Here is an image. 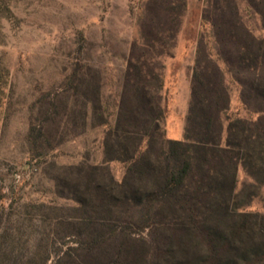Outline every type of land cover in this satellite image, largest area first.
I'll use <instances>...</instances> for the list:
<instances>
[{"label":"rangeland","instance_id":"374dc122","mask_svg":"<svg viewBox=\"0 0 264 264\" xmlns=\"http://www.w3.org/2000/svg\"><path fill=\"white\" fill-rule=\"evenodd\" d=\"M217 1L233 2L252 34L256 38L263 34L261 18L248 3L257 0H185V14L167 49L169 55L159 60L164 121L158 131L150 130L149 162L156 161L162 134L166 138L169 112L179 109L174 94L187 80L192 82L200 41L213 33L203 17L213 21L229 17L226 11L222 15L215 11ZM163 3L0 0V243H13L26 257L37 245H46L47 264H57L67 247L84 243L86 234L94 233L105 235L106 244L91 256L95 262L82 246L83 264H103L118 254L119 264H202L210 235L227 234V225L236 224L224 219V212L220 218L204 219L203 210L210 207L205 204L193 205L196 220L189 218L188 208L182 213L175 207L168 215L158 207L151 219L154 224L142 229L138 214L116 201L110 207V227L76 221L72 226L57 224L61 222L57 218L65 220L73 214L76 205L68 199H84L90 205L85 206L87 211L97 203L96 197L86 195V176L78 175L75 167L103 162V136L117 116L131 45L140 36L161 30L167 21ZM210 48L214 52L215 47ZM227 80L230 111L248 117L237 86ZM102 116L108 126L97 125ZM169 137L177 139L171 131ZM260 166L253 169L254 182L239 171L230 209L264 214V162ZM109 170L116 180L122 178V164L112 163ZM141 184L148 190L152 186L146 181ZM89 191L97 192L94 185ZM193 192L191 185L186 197ZM66 231L73 236L62 237ZM237 245L231 264H246L244 258L264 253V242L258 237Z\"/></svg>","mask_w":264,"mask_h":264},{"label":"trees","instance_id":"16d2710c","mask_svg":"<svg viewBox=\"0 0 264 264\" xmlns=\"http://www.w3.org/2000/svg\"><path fill=\"white\" fill-rule=\"evenodd\" d=\"M162 2L167 21L161 30L142 35L131 45L117 116L103 136V162L87 168L75 167L78 175L86 176V195L96 197L97 203L93 202V209L87 211L85 206L90 205L84 199L76 196L68 199L76 205L71 209L73 214L64 217L65 220L57 218L61 221L57 224L72 226V221H76L86 223L85 226L110 227V207L116 201L138 214L143 229L154 224L151 219L158 207L165 208L168 215L175 207L182 213L190 209L189 218L196 220L194 206L207 204L210 207L203 210L204 219L220 218L224 212L226 218H223L236 224L227 225V234L210 235L202 264H231L230 255L239 250L238 242L246 243L253 237L264 242V214L257 216L238 207L229 208L235 197L239 171L242 169L254 182L253 172L261 169L264 162V0L248 2L261 18L260 38L242 21L233 2L223 5L217 1L214 6L221 15L227 12L228 18L213 21L203 17L213 33L206 40L201 39L197 50L184 137L176 141L162 134L156 161L152 163L148 156L153 143L150 130L158 131L164 121L159 60L169 55L167 49L176 37L186 8L185 0ZM210 45L215 47L214 52ZM227 77L238 88L239 101L248 114L246 118L230 111ZM97 125L108 126V122L102 116ZM32 133L31 127L29 141ZM112 163L123 166L120 180L109 170ZM144 181L152 184L150 190L141 187ZM93 185L97 191L94 195L89 191ZM191 185L194 192L187 199L185 194ZM93 234H86L84 243L67 247L56 263L83 264L79 258L82 246L95 262L91 256L106 244V239L103 234ZM71 236L66 231L62 237ZM44 248L47 249L46 245L39 244L32 256L26 257L13 243H0V264H47L50 256ZM121 259L118 254L103 264H119ZM244 261L264 264V253H256L253 259L244 258Z\"/></svg>","mask_w":264,"mask_h":264},{"label":"crops","instance_id":"0c3cea01","mask_svg":"<svg viewBox=\"0 0 264 264\" xmlns=\"http://www.w3.org/2000/svg\"><path fill=\"white\" fill-rule=\"evenodd\" d=\"M174 95L176 101L178 102L179 109L175 112H169L166 124V138L169 140L179 141L184 137L185 119L187 116L188 104L191 97L190 82L187 80L184 83L183 89L176 92ZM170 110L171 109H169V111ZM170 131L175 134L177 139H171V137H169Z\"/></svg>","mask_w":264,"mask_h":264}]
</instances>
